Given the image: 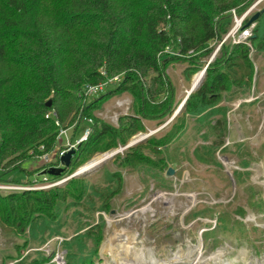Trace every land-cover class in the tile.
Listing matches in <instances>:
<instances>
[{
  "label": "rangeland",
  "instance_id": "rangeland-1",
  "mask_svg": "<svg viewBox=\"0 0 264 264\" xmlns=\"http://www.w3.org/2000/svg\"><path fill=\"white\" fill-rule=\"evenodd\" d=\"M263 8L264 0H252L245 17ZM242 15L231 13L223 37ZM252 24L251 32L257 26L261 35L264 12ZM219 41L207 56L174 52L164 69L173 88L169 107L141 117L142 130L126 143L70 162L58 178L47 176L87 136L89 118L118 127L121 115L135 114L132 97L123 93L95 103L92 115L78 123L60 127L51 150L5 171L0 194L84 181L76 183L72 198L79 206L61 205L53 220L22 207H0V264H40L41 258L43 264L78 263L80 252L92 264H264V48L245 41L251 65L245 78L239 80L238 72L236 82L227 83L200 114L183 108L194 79L196 89L209 64L222 67ZM225 42L231 51L233 43ZM120 79L114 75L105 87ZM213 109L219 113L208 115ZM133 145L139 161L125 165ZM4 202L0 195V206Z\"/></svg>",
  "mask_w": 264,
  "mask_h": 264
},
{
  "label": "trees",
  "instance_id": "trees-1",
  "mask_svg": "<svg viewBox=\"0 0 264 264\" xmlns=\"http://www.w3.org/2000/svg\"><path fill=\"white\" fill-rule=\"evenodd\" d=\"M251 1L0 0V177L51 150L59 128L92 115L95 103L123 93L132 97L135 114L121 115L118 127L91 119L70 162L126 143L142 130L141 117L169 107L173 88L164 74L166 61L175 59L174 52L210 55L212 43L227 31L231 10L240 15ZM248 40L264 48V29L260 35L255 26ZM224 43L222 67L207 66V80L184 99L185 113L200 114L227 89V83L236 82L238 72L241 80L251 69L245 42L231 44L229 52ZM114 75L121 76L119 82L97 95H84L86 85ZM90 97L94 98L87 101ZM217 113L213 109L208 115ZM136 151L135 145L130 146L122 162L139 161ZM59 174L47 176L58 178L63 173ZM83 181L78 177L54 188L9 191L0 194L5 201L0 207L15 211L22 207L53 220L61 205L79 206L72 198L77 197L76 183ZM83 254L71 264H92L90 255Z\"/></svg>",
  "mask_w": 264,
  "mask_h": 264
},
{
  "label": "built area",
  "instance_id": "built-area-1",
  "mask_svg": "<svg viewBox=\"0 0 264 264\" xmlns=\"http://www.w3.org/2000/svg\"><path fill=\"white\" fill-rule=\"evenodd\" d=\"M251 8V7H250ZM249 8V9H250ZM249 9L247 8L243 15L239 17L238 20H236L235 25L232 27L231 31H229L222 39L219 41V46H221L227 39H230L232 43L236 42H245L247 41V38L251 35V26L253 24H250L249 26H244L243 21L245 20L246 14L249 12ZM231 12L234 14V10H231ZM238 18L235 16V19ZM246 43V42H245ZM112 78L108 79L111 80ZM106 80V81H108ZM106 81L98 84H89L86 85L84 88V95L86 96H94L103 91ZM88 122H91V119H88ZM88 129L86 130V134L88 133Z\"/></svg>",
  "mask_w": 264,
  "mask_h": 264
},
{
  "label": "water",
  "instance_id": "water-1",
  "mask_svg": "<svg viewBox=\"0 0 264 264\" xmlns=\"http://www.w3.org/2000/svg\"><path fill=\"white\" fill-rule=\"evenodd\" d=\"M262 12H264V8L261 9L260 11L255 12L253 15H251V17L247 20V22L244 24V26H249L250 24L254 23ZM194 89H195V84L192 83L189 92L193 91ZM47 104H49V101L47 102ZM73 153H74V149L67 150L63 155L60 156V159H59V161L63 165V167H50L47 170V173L53 174V175H58L60 172H62L64 167L69 166L71 155ZM172 173H173V170L171 168H168L166 171V174L171 175Z\"/></svg>",
  "mask_w": 264,
  "mask_h": 264
},
{
  "label": "bare ground",
  "instance_id": "bare-ground-1",
  "mask_svg": "<svg viewBox=\"0 0 264 264\" xmlns=\"http://www.w3.org/2000/svg\"><path fill=\"white\" fill-rule=\"evenodd\" d=\"M195 79H197V77L195 78ZM194 79V84L196 83L195 80ZM100 155H98V156H96L95 158H94V160H92V161H90L89 163H87L85 166H83L81 169H85V168H87V167H90V165H92L93 163H95V161L96 160H98V159H100Z\"/></svg>",
  "mask_w": 264,
  "mask_h": 264
}]
</instances>
